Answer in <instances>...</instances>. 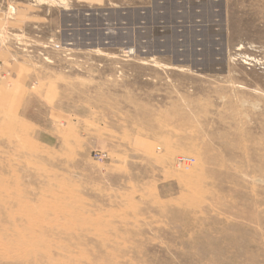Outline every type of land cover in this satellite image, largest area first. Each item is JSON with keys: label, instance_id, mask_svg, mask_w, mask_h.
<instances>
[{"label": "rangeland", "instance_id": "374dc122", "mask_svg": "<svg viewBox=\"0 0 264 264\" xmlns=\"http://www.w3.org/2000/svg\"><path fill=\"white\" fill-rule=\"evenodd\" d=\"M3 20L0 264H264V0Z\"/></svg>", "mask_w": 264, "mask_h": 264}, {"label": "crops", "instance_id": "0c3cea01", "mask_svg": "<svg viewBox=\"0 0 264 264\" xmlns=\"http://www.w3.org/2000/svg\"><path fill=\"white\" fill-rule=\"evenodd\" d=\"M2 26H4V20L0 23V27H2ZM5 26H7V25L5 24ZM9 57L11 58V55L9 56V54L7 53L6 47H0V62L3 63V65H4V63L8 62Z\"/></svg>", "mask_w": 264, "mask_h": 264}, {"label": "built area", "instance_id": "2783aa9c", "mask_svg": "<svg viewBox=\"0 0 264 264\" xmlns=\"http://www.w3.org/2000/svg\"><path fill=\"white\" fill-rule=\"evenodd\" d=\"M183 160V164H187V163H189L190 161L188 160V159H186V158H182Z\"/></svg>", "mask_w": 264, "mask_h": 264}, {"label": "bare ground", "instance_id": "6f19581e", "mask_svg": "<svg viewBox=\"0 0 264 264\" xmlns=\"http://www.w3.org/2000/svg\"><path fill=\"white\" fill-rule=\"evenodd\" d=\"M128 52H131V51H128Z\"/></svg>", "mask_w": 264, "mask_h": 264}]
</instances>
